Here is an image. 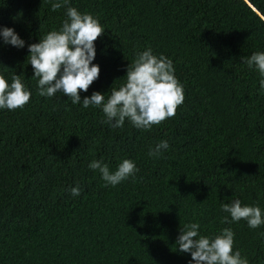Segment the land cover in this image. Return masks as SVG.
<instances>
[{"label": "trees", "instance_id": "16d2710c", "mask_svg": "<svg viewBox=\"0 0 264 264\" xmlns=\"http://www.w3.org/2000/svg\"><path fill=\"white\" fill-rule=\"evenodd\" d=\"M104 29L94 42L98 78L81 98L124 83L128 63L151 48L171 59L184 100L148 130L102 121L99 108L62 93L37 94L27 45L65 19L46 0H0V26L24 48L0 43V76L31 92L0 110V264H189L174 244L179 228L234 233L233 250L264 264V224L224 223L221 204L239 198L264 211V95L241 61L264 52V0H70ZM161 140L169 147L149 156ZM134 161V177L104 186L101 160L114 170ZM79 186L80 195L68 189Z\"/></svg>", "mask_w": 264, "mask_h": 264}, {"label": "clouds", "instance_id": "9594fccd", "mask_svg": "<svg viewBox=\"0 0 264 264\" xmlns=\"http://www.w3.org/2000/svg\"><path fill=\"white\" fill-rule=\"evenodd\" d=\"M51 10L65 8V19L59 29L47 32L38 42L27 45V64L32 67L37 94L53 97L62 93L73 105L83 108L92 106L103 113V123L120 128L127 120L134 128L148 130L166 118L175 115L177 106L184 100L183 88L174 75L171 59L156 56L151 48L135 54L126 67L124 83L105 93L93 91L81 98L99 76V65L93 63L96 56L95 41L104 29L89 13H82L70 6V0H46ZM0 43L24 48L25 41L11 27L0 26ZM241 61L258 74V92L264 95V52H253ZM31 92L19 78L12 75L11 82L0 76V110L22 108L30 99ZM169 144L161 140L150 148L149 156H159ZM88 168L98 171L104 186H116L137 171L134 161L123 159L114 170L101 160H92ZM70 195L79 196V186L68 189ZM226 213L222 222L234 223L243 219L250 229L264 224V211L259 206L242 205L239 198L222 203ZM198 223L185 224L179 228L174 244L179 253L190 254L189 264H248L240 251L233 250L234 233L223 228L219 234L201 235Z\"/></svg>", "mask_w": 264, "mask_h": 264}]
</instances>
